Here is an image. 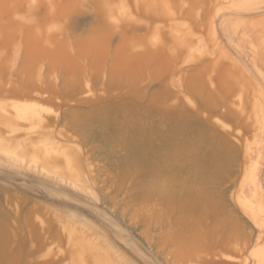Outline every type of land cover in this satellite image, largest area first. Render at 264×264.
<instances>
[{
    "label": "rangeland",
    "instance_id": "rangeland-1",
    "mask_svg": "<svg viewBox=\"0 0 264 264\" xmlns=\"http://www.w3.org/2000/svg\"><path fill=\"white\" fill-rule=\"evenodd\" d=\"M260 257L264 0H0V264Z\"/></svg>",
    "mask_w": 264,
    "mask_h": 264
},
{
    "label": "bare ground",
    "instance_id": "bare-ground-1",
    "mask_svg": "<svg viewBox=\"0 0 264 264\" xmlns=\"http://www.w3.org/2000/svg\"><path fill=\"white\" fill-rule=\"evenodd\" d=\"M88 244V243H87ZM82 246H84V245H82ZM87 246H89V245H87ZM86 246V247H87ZM90 248V247H89ZM85 249V248H84ZM86 250L88 251V249L86 248ZM90 250V249H89ZM92 251V250H91ZM260 264H264V258L263 257H260ZM252 263H253V261H252ZM259 263V262H258ZM251 264V263H250Z\"/></svg>",
    "mask_w": 264,
    "mask_h": 264
}]
</instances>
